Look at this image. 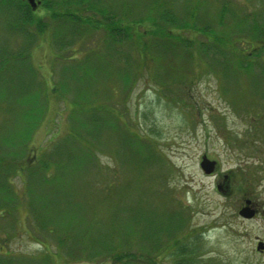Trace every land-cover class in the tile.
Wrapping results in <instances>:
<instances>
[{
	"label": "rangeland",
	"instance_id": "1",
	"mask_svg": "<svg viewBox=\"0 0 264 264\" xmlns=\"http://www.w3.org/2000/svg\"><path fill=\"white\" fill-rule=\"evenodd\" d=\"M67 1L55 10L80 4ZM13 4L0 6V46L26 55L0 68V264H264V48L240 68L247 45L219 26L223 57L204 54L203 35L167 56L137 47L128 84L103 28L72 42L70 20L44 16L40 33L13 22Z\"/></svg>",
	"mask_w": 264,
	"mask_h": 264
},
{
	"label": "trees",
	"instance_id": "2",
	"mask_svg": "<svg viewBox=\"0 0 264 264\" xmlns=\"http://www.w3.org/2000/svg\"><path fill=\"white\" fill-rule=\"evenodd\" d=\"M210 1L212 0H117L115 2H111V0H94V2H91L93 6H90L89 0H80V4H78L79 6L75 10L72 11L66 8L64 13L55 10L57 8L55 5H58L60 2L57 3L54 0H42L40 2L41 7L39 4L36 9L31 7L28 0H0V6H9L11 3L16 5L17 2L20 7L12 8L10 6L6 10H10L12 15L9 13H4V15L7 18L9 15L10 17L12 16L13 22L16 23H19V20H21L23 23L29 22L30 24H34L36 30L40 33L45 32L48 28L44 16H51L55 19L59 18L61 21L65 19L64 27H66V22L70 20V23H73L71 24L73 26L72 42L75 39H79L83 44V37L85 35L83 31L88 27L91 30L103 28L106 38L105 43L110 47L115 46L116 52L120 53L121 56H125L123 60L128 61L132 65L128 72L125 71L121 76L123 82L125 77L129 78L127 80L128 84L130 81L132 82L131 75L133 73L131 72V68L135 64L133 52L137 50V47L141 49L143 54L148 53L150 55L155 53L152 47H156L158 50L160 48V51H163L160 53L167 56L165 52L172 50L169 47L178 48L179 44L180 48V44H182L185 49L187 47L191 49L196 42V38H192V36L203 35L206 38V43H203L202 46L204 54L214 51L218 56L223 55L220 49L215 52L216 43L222 40H219L220 36L218 34L220 31H217L218 26L222 27V31H228L230 37L239 41L241 45H247L239 49L240 57L237 58H239L240 68L257 69L255 65L250 64L252 60L249 61L248 58H250V54H255L257 57L260 50L264 48V0H247L248 6L250 5L252 9L250 13L247 11V6L236 7L238 4L235 0H217L220 6L217 12L211 16L209 10L204 7L206 4L208 6V2ZM109 2L111 3L108 4ZM69 5V1L65 0L58 7L64 8L65 6L69 7ZM96 5L100 6L96 7ZM39 8L48 11V15H36L35 12ZM79 11L81 12L79 13ZM83 11H90V15L85 16ZM184 31L191 33L189 39L181 34ZM58 32H60L59 37L64 35L62 31L59 30ZM147 35H152L153 38L150 37V41H148ZM157 38H165L163 41L164 47L159 45L156 41ZM209 38H212L213 41L208 42ZM65 39L66 37L61 40ZM127 45H131L132 47L131 54L134 63L129 62L128 55L124 54L128 52L126 50ZM4 46H0V68L9 67L8 62L13 57L11 55H16L19 58L26 55V53L11 54L9 49ZM235 49L237 50L236 46ZM255 50L257 52L254 53ZM221 57L220 61L222 62ZM224 58V64L226 65H224L221 74L223 77H226L225 74L231 73L232 70L235 71V67L234 63L228 60V56ZM49 222L51 221L49 220ZM181 248L182 254L187 255V247L183 245ZM150 259L151 264L156 263L152 257ZM180 263L194 264L192 257H185Z\"/></svg>",
	"mask_w": 264,
	"mask_h": 264
},
{
	"label": "water",
	"instance_id": "3",
	"mask_svg": "<svg viewBox=\"0 0 264 264\" xmlns=\"http://www.w3.org/2000/svg\"><path fill=\"white\" fill-rule=\"evenodd\" d=\"M28 2L30 3L32 8H36L39 3V1L37 0H28ZM201 165L206 173H210L214 169V163L210 161L207 157L203 158ZM250 202L251 200L247 199L246 205L243 206L239 211L242 216L247 217V218L253 217L255 215V210L249 205ZM256 249L258 251L264 252V240L259 239L257 241Z\"/></svg>",
	"mask_w": 264,
	"mask_h": 264
},
{
	"label": "flooded vegetation",
	"instance_id": "4",
	"mask_svg": "<svg viewBox=\"0 0 264 264\" xmlns=\"http://www.w3.org/2000/svg\"><path fill=\"white\" fill-rule=\"evenodd\" d=\"M262 253H264V252H262Z\"/></svg>",
	"mask_w": 264,
	"mask_h": 264
}]
</instances>
